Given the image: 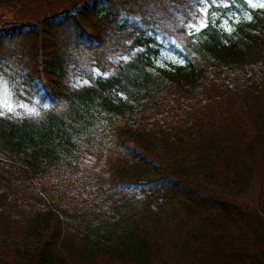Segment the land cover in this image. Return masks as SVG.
<instances>
[{
    "label": "trees",
    "instance_id": "16d2710c",
    "mask_svg": "<svg viewBox=\"0 0 264 264\" xmlns=\"http://www.w3.org/2000/svg\"><path fill=\"white\" fill-rule=\"evenodd\" d=\"M4 9L0 77L34 112L0 111V264H264L239 200L258 180L264 206V5Z\"/></svg>",
    "mask_w": 264,
    "mask_h": 264
},
{
    "label": "rangeland",
    "instance_id": "374dc122",
    "mask_svg": "<svg viewBox=\"0 0 264 264\" xmlns=\"http://www.w3.org/2000/svg\"><path fill=\"white\" fill-rule=\"evenodd\" d=\"M247 6L252 9H259L264 4L262 0H245ZM8 10L0 11V16L6 19ZM212 18H216V14H211ZM247 12L231 13L224 18L219 19L220 26L226 31L231 32L234 25L241 20L248 18ZM181 61L175 55L162 51L155 60V65L165 69L171 70L174 66L180 65ZM0 111L11 113H25L30 114L34 112V108L27 104L16 102L13 99L11 87L0 77ZM262 190L261 182L256 180L251 187L239 198L240 202L244 203L249 210L259 216H264V206L262 204Z\"/></svg>",
    "mask_w": 264,
    "mask_h": 264
}]
</instances>
